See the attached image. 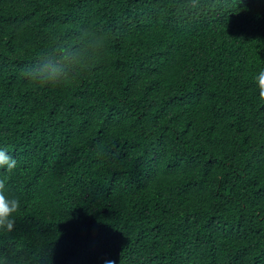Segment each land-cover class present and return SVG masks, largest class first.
<instances>
[{"label":"trees","instance_id":"trees-1","mask_svg":"<svg viewBox=\"0 0 264 264\" xmlns=\"http://www.w3.org/2000/svg\"><path fill=\"white\" fill-rule=\"evenodd\" d=\"M260 70L264 0H0V264H264Z\"/></svg>","mask_w":264,"mask_h":264},{"label":"clouds","instance_id":"clouds-1","mask_svg":"<svg viewBox=\"0 0 264 264\" xmlns=\"http://www.w3.org/2000/svg\"><path fill=\"white\" fill-rule=\"evenodd\" d=\"M47 76L55 79L59 75V69H48ZM255 83L259 89V95L264 98V70H260L255 77ZM17 168V160L8 153L5 148H0V169L12 172ZM21 208V201L17 198H9L4 194V185L0 183V232H11L14 228L15 217ZM104 264H116L112 259H105Z\"/></svg>","mask_w":264,"mask_h":264}]
</instances>
